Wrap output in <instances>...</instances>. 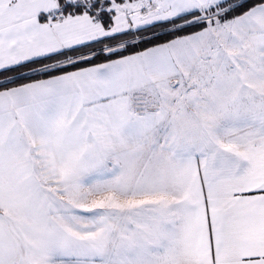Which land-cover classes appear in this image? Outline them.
<instances>
[{
    "label": "snow or ice",
    "instance_id": "snow-or-ice-1",
    "mask_svg": "<svg viewBox=\"0 0 264 264\" xmlns=\"http://www.w3.org/2000/svg\"><path fill=\"white\" fill-rule=\"evenodd\" d=\"M0 264H264V0H0Z\"/></svg>",
    "mask_w": 264,
    "mask_h": 264
}]
</instances>
